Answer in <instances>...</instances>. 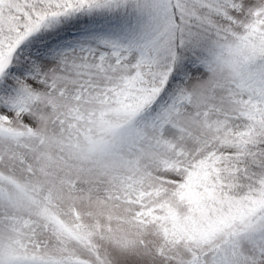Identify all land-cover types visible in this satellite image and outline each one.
Masks as SVG:
<instances>
[{"label":"snow or ice","instance_id":"6c2138e0","mask_svg":"<svg viewBox=\"0 0 264 264\" xmlns=\"http://www.w3.org/2000/svg\"><path fill=\"white\" fill-rule=\"evenodd\" d=\"M0 264H264V0H0Z\"/></svg>","mask_w":264,"mask_h":264}]
</instances>
